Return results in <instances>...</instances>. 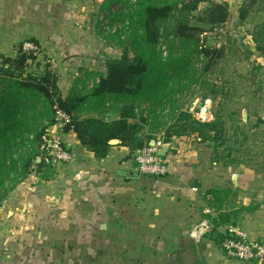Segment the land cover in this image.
I'll return each instance as SVG.
<instances>
[{"label": "crops", "instance_id": "0c3cea01", "mask_svg": "<svg viewBox=\"0 0 264 264\" xmlns=\"http://www.w3.org/2000/svg\"><path fill=\"white\" fill-rule=\"evenodd\" d=\"M244 1L223 3L228 4L230 16L236 9L240 21ZM41 4V0H0V49L17 45L21 37H37L36 24L25 13ZM53 6H59L61 16L69 8L65 1L53 2ZM260 15L261 21L254 25L248 24L249 16L231 33L227 31V39L232 37L239 56L258 73L257 85L243 93L247 96L245 111L253 108L258 115L264 114V54L257 51L255 41L257 27L264 23V13ZM35 16L36 23L42 22L38 14ZM224 45V53H228L230 42ZM89 116L84 113L82 118ZM259 116L264 120V115ZM113 118L108 115L106 119ZM61 136L72 160L63 163L53 159L55 175L45 182L50 191L46 199L36 194L40 184L32 187L26 192L33 198H29V211L16 206L14 219L6 223L0 219V264H185L186 241H192L191 248L201 256L198 261L205 264H263L228 258L212 234L205 235L199 245L190 238L205 220L204 215L219 219L222 213H232L229 223L218 229L220 234L224 236L226 228L236 227L250 241L264 243V179L254 171L231 172L233 186L219 185L222 177L226 180V165L179 154L171 144L166 157L170 173L149 177L138 171V151L131 153L120 146L121 141L105 159H99L80 144L74 131ZM38 175L37 183L43 181ZM213 190H232L229 198L233 196L235 207L230 208L229 198L224 204L214 202L209 194ZM9 200L5 206H13ZM248 206L257 208L251 213L240 211ZM207 221L214 231L213 221Z\"/></svg>", "mask_w": 264, "mask_h": 264}, {"label": "trees", "instance_id": "16d2710c", "mask_svg": "<svg viewBox=\"0 0 264 264\" xmlns=\"http://www.w3.org/2000/svg\"><path fill=\"white\" fill-rule=\"evenodd\" d=\"M206 2L211 6L198 18L201 24L217 28L229 21L228 4H215L213 0L126 2V8L113 19L122 26L110 36L123 48L122 57L108 61L106 74H96L98 81L91 77L86 81L77 79L68 95L61 92L58 79L51 72L40 78L32 73L24 75L22 71L29 60L26 56L17 60L4 58L0 66V207L34 168L45 182L54 177L56 168L46 144L50 129L55 126L56 108L73 115L67 127L74 131L80 144L99 159L109 155L112 140L121 141L120 146L129 148L131 153L141 150L157 140L150 138L145 142L139 136L144 124L152 120L153 125L160 121L165 125L166 120L174 119L182 126L169 129L162 136L165 144L191 131L202 144L220 142L213 149V162L235 164L237 160L230 159L231 149L219 150L228 143L222 112L216 113L213 121L200 122L189 113H180L176 106L185 90L197 83L190 77L193 59L201 58L206 62L204 72H208L224 55V50L209 47L207 38H202L207 33L204 28L190 24V16ZM256 3L257 0H251L248 5L252 7ZM251 7H241L242 23L250 16ZM255 41L257 51L264 54V23L257 27ZM162 44L168 50L166 57ZM91 81L93 84L89 87ZM143 105H149V109L139 114ZM84 113L90 116L82 118ZM108 115L115 118L106 119ZM132 120L139 123L133 124ZM232 192L213 190L209 194L214 202L224 204V199ZM256 208L242 207L240 211L251 213ZM231 216L232 213H222L219 219H213L211 214L204 215L205 219L213 221L220 244L223 235L218 229L227 225Z\"/></svg>", "mask_w": 264, "mask_h": 264}, {"label": "rangeland", "instance_id": "374dc122", "mask_svg": "<svg viewBox=\"0 0 264 264\" xmlns=\"http://www.w3.org/2000/svg\"><path fill=\"white\" fill-rule=\"evenodd\" d=\"M41 1L42 6L35 9L33 7L29 9L28 13H25V15L32 18L31 22L36 24L37 37H21L17 45L0 49V66L4 58L17 60L26 56L29 60L22 71L24 75L32 73L40 78L47 72H51L56 75L61 92L68 95L72 92L77 79L86 81L88 77H91L98 81L96 74H106L107 62L122 57L123 48L118 46L116 39L111 40L110 36L114 34L113 27L118 29L122 26L121 23H116L113 19L121 10L126 8L125 3H129V0ZM57 1L59 3L65 1L67 7H69L67 13H63L64 16L60 15L59 6H53V2L56 4ZM250 1L245 0L244 5L251 7V5H248ZM46 2L47 6L43 7ZM210 6L209 2L201 4L199 10L190 16V24L202 27L207 31L202 38H207L209 47L223 50L226 47L224 43L230 42L232 48L228 53H224L223 57L218 59L217 63L212 65L208 72H204L206 62H203L201 58L199 60L193 59L190 77L196 79L197 83L185 90L183 95L179 97L176 106L180 108V113H189L193 119L200 122V115L207 104L213 114V120H215L216 113H223L228 143L219 150L231 149L232 156L230 159H236L237 162L226 165V180L223 181L224 177H222L219 185L232 187L233 182L229 177L231 172L237 170H251L264 179V127L261 126L264 120L259 116L260 113L264 114L260 112L258 115L253 108L245 111L247 109V96L243 93L246 92L247 87L257 85L258 73L254 72L253 65L245 64L242 57L239 56L238 47L233 42L232 37L229 36L227 39L231 30H234L235 26L241 22L236 18V9L232 11L228 24L212 28V26L201 24L198 21V18L202 17ZM250 10L251 17L248 24L254 25L262 19L260 14L261 12L264 13V0H257V3ZM36 14H38L39 20L42 19V22L36 23ZM28 26L29 24H27ZM227 31L230 33L228 32V34ZM27 42L36 45L38 51L35 54L30 55L24 52L23 46ZM161 49L164 51V57H166L168 54L166 45L162 44ZM130 56L133 58V54H130ZM250 74L251 77H249ZM184 83L186 85L187 81ZM92 84L91 81L88 86L92 87ZM207 99H211V102L206 101ZM148 109L149 105H143L138 112L140 114L143 110L147 113ZM150 121V123L144 124V129L139 134L145 142L150 138L162 139V136L166 135L169 129L182 126L179 120L174 119L166 120L165 125L161 121L153 125L152 120ZM130 122L133 124L139 123L138 120ZM199 141L197 134L189 131L185 135L173 137L171 144L179 154L182 152L188 157H201L203 161L210 159V162H212L214 158L213 149L215 146L220 145V142L208 141L202 144ZM44 156H46V151ZM226 161L229 160L226 159ZM223 165L220 166L225 167ZM37 170V168H34V172L28 179L8 197L6 201L10 199L9 201L13 206H5L4 202L0 207V219L3 223H6L7 219H14L18 214L17 211L13 210L16 206L29 211L31 205L29 198L32 197L29 193H27L29 194L27 196L26 192L30 191L29 189L32 187H38L40 184L36 194L43 199H46L49 195L50 191L45 181L37 183L39 178ZM61 186L64 187L65 184L61 183ZM229 199L228 205L231 202L232 205L229 206L234 208L236 205L233 203L235 199L233 196ZM22 201H25L23 205ZM8 211H11L9 215ZM22 215L27 216L28 213H22ZM191 245H193L192 241L183 243L185 264H205L203 261H198V256H196Z\"/></svg>", "mask_w": 264, "mask_h": 264}, {"label": "built area", "instance_id": "2783aa9c", "mask_svg": "<svg viewBox=\"0 0 264 264\" xmlns=\"http://www.w3.org/2000/svg\"><path fill=\"white\" fill-rule=\"evenodd\" d=\"M135 3L136 0H129ZM113 33L117 28L113 27ZM24 52L35 54L38 51L36 45L27 42L23 46ZM200 115L201 122H210L214 119L208 104L203 108ZM73 115L66 113L60 108L55 109V126L50 129L49 139H47V149L49 157L63 163L72 160L71 153L65 147L61 134L64 128L71 124ZM165 143L161 139L150 142L138 151L136 162L141 175L149 177H165L170 173L169 163L160 156L159 152ZM47 158V162H49ZM221 248L226 256L243 262L259 261L264 264V243L252 242L247 236L236 227H228L224 231Z\"/></svg>", "mask_w": 264, "mask_h": 264}, {"label": "water", "instance_id": "95a60500", "mask_svg": "<svg viewBox=\"0 0 264 264\" xmlns=\"http://www.w3.org/2000/svg\"><path fill=\"white\" fill-rule=\"evenodd\" d=\"M213 2L215 4H223V0H213ZM64 132L68 133V132H73V131L70 130L69 127H65L64 128ZM118 144H120L119 140L110 141V145H112V146L118 145ZM170 147H171V144H165L162 147V149L160 150V152H159L160 156H162L164 158L167 157L168 156V152L170 150ZM192 185H193V183H192ZM213 232L214 231H213L212 226L205 219V220H203V222L200 225H198L197 227L194 228V230L192 231V233L190 235V238L195 242L196 245H199L201 243L202 238L205 235L212 234L213 239L216 240L218 238V234L217 233H213Z\"/></svg>", "mask_w": 264, "mask_h": 264}]
</instances>
